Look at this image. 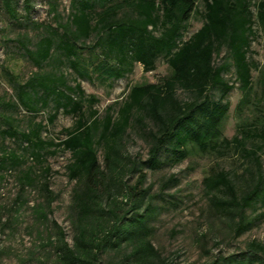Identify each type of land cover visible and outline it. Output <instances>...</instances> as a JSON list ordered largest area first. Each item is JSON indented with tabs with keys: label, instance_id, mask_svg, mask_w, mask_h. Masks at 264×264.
I'll return each instance as SVG.
<instances>
[{
	"label": "trees",
	"instance_id": "trees-1",
	"mask_svg": "<svg viewBox=\"0 0 264 264\" xmlns=\"http://www.w3.org/2000/svg\"><path fill=\"white\" fill-rule=\"evenodd\" d=\"M0 1L9 16L17 19V1ZM198 1L202 3V24L187 36L190 19L198 12ZM47 2L50 13L58 18L56 0ZM250 6V0H70L65 21L56 27L47 25V34L34 43V49H25L37 68L53 52L58 53L81 78L94 73L104 79H121L135 64L150 72L159 58L170 69V74L157 83L131 86L116 116L111 113L114 104L109 105L101 120L91 109L97 98L85 97L78 82L72 87L67 85L62 73L35 74L23 84L13 83L16 102L6 103L7 107L21 105L35 114L53 101L55 110L48 122L54 120L59 109L77 117L75 125L64 130L63 139L47 143L54 147L50 154H56L58 149L70 153L66 170L69 180L75 181L68 210L72 244L67 243L59 226L55 241L49 242L58 264H171L151 242L149 219L153 209L149 203L144 204L147 190H137L146 177L142 169L129 164L130 172L139 173L135 185L125 190L124 202L115 195L110 198L111 187L119 192L116 185L125 186L121 163L127 157L123 155L121 140L133 122L145 132L148 150L141 166L151 171L161 168L165 160L182 161L188 154V144L202 152L233 144L244 156L251 155L258 166L257 177L240 196H236L224 170L212 171L203 178L211 203L239 217L235 223L237 233L250 223L244 221L242 211L264 196V175L256 152L245 149V139H258L264 144V121L253 131L244 126L239 132L241 137L236 134L228 139L221 135L229 109L227 97L233 89L223 74L231 66L239 88L244 94L251 90V71L256 66L247 57L250 39L258 32L264 39V0L253 4L254 13ZM31 9V0H24L27 16ZM91 37L94 42L86 45ZM222 48L227 60L217 64L215 58ZM178 90L187 94L186 99L177 96ZM145 121L151 124L146 131ZM9 128L2 132L18 135L26 143L25 149H31L37 162L42 161V150L47 145L41 139L44 125L37 122L22 132ZM99 146L103 149L102 163L98 160ZM19 162L21 158L15 151L0 158L2 166L12 167ZM33 177L32 167L21 171V186L31 184ZM44 189L48 206L54 195L47 186ZM215 193H226L228 198ZM37 212L40 218H46L45 210ZM221 262L264 264V245L252 243L243 261L224 257Z\"/></svg>",
	"mask_w": 264,
	"mask_h": 264
},
{
	"label": "rangeland",
	"instance_id": "rangeland-1",
	"mask_svg": "<svg viewBox=\"0 0 264 264\" xmlns=\"http://www.w3.org/2000/svg\"><path fill=\"white\" fill-rule=\"evenodd\" d=\"M16 1L17 19L9 16L0 1V158L11 151H15L21 158L16 166L0 165V264H58L56 252L49 242L55 241L59 226L65 233L67 243L72 244L73 232L68 210L75 181L69 180L66 170L70 153L58 149L56 154H50L54 147L47 143L63 139L66 136L64 130L72 128L77 117L59 109L54 120L48 122L55 110L53 101L35 114L21 105L16 108L7 107L6 103L16 102L13 83L23 84L35 74L62 73L67 85L72 87L78 82L85 97L94 95L97 98L91 109L96 111V119L101 120L109 105L114 104L111 113L116 116L131 86L157 83L170 74V69L164 59L159 58L155 69L150 72L143 71L141 65L135 64L132 71L121 79H104L94 73L81 78L55 52L37 68L28 58L25 49H34V43L47 34V25L56 27V24L65 21L70 0H56L57 20L54 13H50L47 0H31L32 9L28 16L24 10V0ZM257 1L250 0L253 13V4ZM197 9L198 12L190 19L187 36L202 24L200 1ZM253 28L258 32L256 26ZM94 40L91 37L85 44L91 45ZM84 52L86 55L87 52ZM226 57L227 53L222 48L215 61L221 64L227 60ZM247 57L256 67L251 71L252 88L246 94L239 88L231 66L223 74L227 83L233 86L227 97L229 109L221 125V135L228 139L236 134L241 137L239 132L244 126L253 131L264 121V39L261 33H255V37L250 39ZM176 94L180 99L187 97L181 90ZM37 122L44 125L41 139L47 144L42 150L43 158L40 162L31 155V149H25L26 143L18 135L11 136L2 132L8 126L11 127L10 131H27ZM150 126L145 121V131ZM142 131L133 122L121 140L123 155L127 157L121 163L124 167L122 179L125 186L116 185L119 192L111 187L110 198L115 195L124 202L125 190L135 185L139 173L130 172L129 164L134 163V167L142 169L146 177L137 190H147L144 204L149 203L153 209L149 219L152 227L151 242L167 262L215 264L218 261L222 264L221 259L224 257L243 261L252 243L264 245L263 195L242 211L244 221L250 223L237 233L235 223L239 217L216 208L211 203V194L205 193L203 185V178L212 171L224 170L229 174L236 196H240L257 177L258 166L251 155L244 156L240 148L233 144L208 152L188 144V154L182 161L175 163L165 160L161 168L151 171L141 166L148 150L147 138ZM245 149L256 152L260 171L264 175V144L258 139H245ZM97 154L102 163L101 146ZM28 167H32L35 177L31 184L22 187L19 176ZM45 186L54 195V200L48 206ZM215 195L228 198L226 193ZM42 209L45 210V219L40 218L37 212Z\"/></svg>",
	"mask_w": 264,
	"mask_h": 264
}]
</instances>
